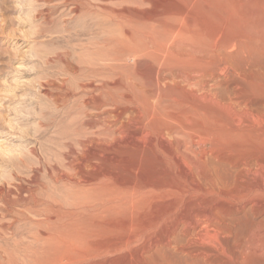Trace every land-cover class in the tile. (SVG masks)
I'll list each match as a JSON object with an SVG mask.
<instances>
[{"label":"rangeland","instance_id":"374dc122","mask_svg":"<svg viewBox=\"0 0 264 264\" xmlns=\"http://www.w3.org/2000/svg\"><path fill=\"white\" fill-rule=\"evenodd\" d=\"M210 1L0 0V188L4 186L6 190L14 192L11 193V198L17 196L14 188L20 183L23 187L22 191H25L23 194L28 193L27 191H33L35 193L32 192L34 196L39 197V199L46 197L47 200L51 199L52 204L57 207L59 205L62 208L67 207L66 200H63L61 193L63 189L60 188V184L50 183L49 173L52 171V166L56 165L62 170V164L65 163L63 155L67 152L65 143H68V141L66 138H70L71 126L80 119L82 120L76 114V110L82 98L87 95L86 89L78 88V85L86 84L88 79L92 80L94 85H100L103 81H108L106 77L109 75V80L120 81L124 86L121 90L122 93L125 92V95L130 96L135 95L136 98H139V101H145L147 98L140 97L141 94H144L141 92L143 91L141 88L149 86L150 88L159 89V93L162 92L160 94L162 105L166 106L171 112L176 110L173 113L180 117L179 123L186 120L184 123L187 127L194 128V130L201 129L202 132L201 130L200 132L205 138L204 145L202 144L204 147L201 145L195 149L196 151H190V154H193L190 157V161L187 159L189 163L184 160L188 166L182 163V159H174L169 165V169L166 166L167 172L160 171L162 169L158 165L159 172L154 175L149 173V169H146L149 168L147 165L142 164L144 167L141 166L142 169L138 172L139 174L137 173L138 176L129 175L130 168L132 165L135 168L133 162L136 161L129 154H127L128 156L125 155L122 158L123 162H121L122 160L119 161L118 165L109 164L106 166L107 169L110 168L109 170L114 172L113 174L111 173L112 177H116L114 179L111 178L110 183L106 186L107 193H116L115 189L118 190L120 188L125 190L127 188L126 185L130 182L129 180L137 181L140 185L146 184V181L147 183L155 182L152 194L148 193L145 195L146 198H143L144 201L141 206H139L141 200L131 204V202L125 201L122 196H119L110 198V202L102 207L101 211H98L100 203L105 198L103 195L107 193H78L76 199L70 198L71 201L75 200V204L79 207L95 204L93 210H97L90 213V215L83 213L84 217L82 219L79 216L76 221L77 225L70 233L73 247L67 250V256L70 255L72 258V264H264V249L256 250L260 242H256L257 244L254 245L256 247H254L255 252L252 250L253 254H250L246 259H242L240 254H238L240 253L238 243H235L232 236L227 237L225 234L223 236L213 233L216 236L214 237L212 233H209L211 235L206 234L205 236L208 237L205 239H203L204 236L189 244L184 240L183 242L177 241V244L176 241V243L171 242L172 239L169 242L167 240L164 242L165 234L162 236L166 230L172 228L174 222L172 221L171 223L170 220L169 222L161 223V218H163L161 214H165L168 211L167 216L173 217V214L181 211L185 213L189 205L191 206L189 207L191 208L190 212H193V210L197 211V209L208 210V208L218 206L221 203V197L216 199L218 193H238L240 190L239 193H243L244 189V191H248L250 184L255 179V181L258 180L261 183V178H258L260 176L255 174L252 168H249L250 171L252 170L249 173H254L253 175L247 176L249 173L244 171L247 169L245 164H250L251 161L253 162L254 157L263 155L257 151L259 147L244 146V144L239 146L237 139L233 140L227 136V131L231 128L218 122L228 119L229 123L230 121L231 123L236 121V125L234 123L230 124L233 128L235 126V129L237 128L241 131L242 123L240 126V124L237 125V122L243 116L245 118L242 121L243 125L247 124L245 122L248 120V122L252 123V130H258L257 123L254 124L249 114L232 113L229 107L223 108L225 103H222L220 99L224 98L223 95L226 92L234 93L240 100L252 104L254 110L258 106L259 110L264 113V50L258 53L254 52L255 55L251 52L253 56L251 53L237 51L236 47H229L225 53L221 52L222 54H219L216 59L208 60V63L204 62L203 55H206L205 50L211 47V43L215 42L216 46H224V42L228 37H234V40L252 39V42L257 43L264 41V36L261 33H254V35H258L261 40L259 41L257 36L254 39L253 34L232 33L226 26L228 22L227 15L220 10L228 7L231 0H215V4L218 7L214 4V0ZM262 7L253 8L264 14V3ZM74 8H77V10L74 11ZM258 8L260 9L258 10ZM253 18L255 20L257 18L264 19V15L263 17L260 15ZM252 19L248 20L247 25L255 30L256 23H259L260 19L256 23ZM220 43L221 45H219ZM149 44L151 45L149 46ZM160 44L162 49H160ZM150 47H153L154 50ZM182 48L183 50L186 49L188 53L186 50L185 52L182 51ZM142 49H145V53H143ZM192 49L199 50L194 52ZM200 49L203 50L201 51ZM156 50L157 55L166 56L171 60L166 57L161 59L163 58L162 56L158 58L154 54ZM177 51L179 52L178 54L176 53ZM161 52H164V55ZM238 52L246 57L239 55ZM181 53L186 54V58ZM197 54L202 56L203 60L197 61ZM256 55L259 56L257 57ZM114 56H120L121 61L118 63L122 66L121 71H125L123 72L124 74L116 69L115 65L117 62L113 61ZM104 59L107 60L105 61ZM183 61L185 62L183 63ZM254 61L257 62L253 63ZM106 65H110L114 71L116 69L118 71L114 72L116 75L111 73L113 72L111 71L112 69L110 70ZM192 65L194 66L192 67ZM170 67L174 68L173 72H176V70L178 72L179 69L185 68L187 70L185 71L184 69V72L187 73V80L182 77L178 78L179 75L175 74L171 78L172 81L169 79L159 81L160 86L159 84L156 85V82L152 83V73L159 71L160 74L155 73L161 77L165 75L163 74L165 71H172V68L169 69ZM190 67H192V70H188ZM89 69H94L95 71V75H91V78H87L90 74L87 71ZM197 70L207 76L206 78L204 75L203 80L209 81V79L213 78L209 81L211 90H209V87L201 90V87L196 85L195 80L192 82L188 80H193V77L190 78L188 76L190 74L191 76H197ZM242 70L247 73L243 74ZM105 75L107 76L105 77ZM211 76L213 77L211 78ZM150 79L151 84H148L147 81H150ZM214 86L216 89L213 90ZM129 89H133L134 93L131 90L129 91ZM206 89L207 91L209 90L208 93L205 91ZM196 90L198 91L196 92ZM68 92L70 93L68 94ZM127 92L130 93L128 94ZM201 92L203 93L200 94ZM147 94L150 95L149 92ZM211 95L214 97H210ZM201 96L205 97L204 100ZM199 97L202 98V103ZM136 98L132 99L133 102L137 100ZM216 100L218 102L215 103ZM101 110H103V107L97 112ZM89 111L92 114L96 112L95 110ZM187 114L188 116L185 118ZM219 114L222 116H218ZM172 137L178 138L177 136H171V140H173ZM243 147L244 150L246 148V152ZM249 147H253V150L256 148L255 152L257 153ZM200 149H202V152H199ZM236 154H240L241 157ZM201 155L204 158H201ZM243 156L245 161L249 160L250 162L246 161V163L243 160ZM195 160L196 162H194ZM240 162H243L244 165ZM198 166L199 171L197 170ZM36 169L40 172L35 171ZM49 169L51 170L50 172H48ZM104 170L106 168H103ZM238 170H241V172H238ZM197 172L202 173L201 177L198 176L199 173ZM33 176H37V182L34 181ZM249 179H252V181ZM44 183L45 187L49 189L47 191L48 196L41 192V186H44ZM196 187L198 188L195 189ZM37 191L40 193H37ZM153 193L155 194L153 195ZM150 194L151 196H149ZM49 196L51 197L50 199ZM87 199L89 200L87 201ZM207 199H211V202ZM3 204L0 201V215L4 214L1 213V208L4 207ZM13 208V210L9 209L10 212L5 217V214L0 217L1 226H5L4 224L7 220L10 222L14 217L13 213H17V211L22 209L16 206ZM240 216L234 217L238 218ZM30 218L40 222L42 217ZM156 219L157 221H155ZM168 223L171 226L170 229L169 225H166ZM152 224L155 226L152 227ZM40 229L48 230V227L41 226L38 228L36 223L26 226L21 225L15 231V235H12L10 230L7 232L0 230V237L2 236L0 238V250L5 248L4 250L10 253L9 248L12 249L10 254L14 258L18 259L19 257L21 261L22 259L25 260L26 264L30 260L27 256H31V254H27L28 252L25 254L24 251L33 249L36 242L34 238ZM160 229L164 230L162 234ZM209 236H211V239ZM190 244L192 245L190 246ZM146 245L147 247H145ZM224 245L227 249H225ZM13 249H17L15 253H13ZM183 250H185V253ZM191 251H194V255H192ZM224 251L225 253H223ZM252 255L254 257H251ZM43 258L45 262L47 259L49 260L46 264H57L49 253ZM239 258L241 260H238Z\"/></svg>","mask_w":264,"mask_h":264},{"label":"bare ground","instance_id":"6f19581e","mask_svg":"<svg viewBox=\"0 0 264 264\" xmlns=\"http://www.w3.org/2000/svg\"><path fill=\"white\" fill-rule=\"evenodd\" d=\"M263 3H264V0H231L230 3L228 4V7L220 9L227 15L228 22H227L226 26H227L228 30L232 31V33L233 32L234 33L239 32V33H243L244 35L245 34H253L254 35V33H257V34L261 33L264 36V19L257 18L258 21L260 19L259 23L257 22L258 23L257 24L256 23L257 20H255L253 18L255 16L259 17L260 15H261V17H263L264 14H261L259 11L254 9L257 6H259L261 8L263 6ZM209 4L211 5V3H209ZM214 4H215V0H214ZM250 4H251V6H250ZM210 5H208V6H210ZM216 6L218 7V5H216ZM249 7H251V8H249ZM260 8H258V10ZM76 10H77V8H74V11H76ZM217 17H218V15H217ZM249 19L250 20L252 19V21L254 20V22L256 23L255 30H258V31L253 30L251 28V26L247 25V22ZM253 35H251V36H253ZM256 36H257L258 40L261 41L259 39L258 35H254L253 36L254 39H256L255 38ZM251 40L252 39H250V40H243V39L234 40V37H231V38L228 37L224 42V46H222L221 43L219 44L221 46H216L217 44H215V42H213L214 43V45H213V43H211L209 41L211 43L210 44L211 47L207 48V50H205L207 53L204 51L206 54V55H203L204 62L208 63V60L211 61L212 59H216L219 56V54H222L221 52L225 53L226 49L229 47H236L238 49L237 51H239V52H244V53H251L252 52L254 55H255L254 52L258 53L259 51L264 50V41L254 43ZM206 43H208V42H206ZM178 44H179V42H178ZM178 44H176V45H178ZM150 45L151 44H149V46ZM163 46H165V45H163ZM145 49H142L143 53H145L144 52ZM160 49H162L161 44H160ZM152 50H154V48ZM185 50H183V48H182V51L185 52ZM192 50L194 52H197L196 50H199V49H195V50L192 49ZM192 50H191V52H192ZM200 50L202 51L203 49H200ZM233 50H234V48H233ZM160 51H162V50H160ZM179 52H180V48H179ZM179 52L177 51L176 53L178 54ZM239 52H238V54H239ZM161 53H163V55H164V52H161ZM187 53H188V51H187ZM112 54H113V52H112ZM154 54L158 58L162 56V55L161 56L157 55V50L154 52ZM181 54H179V55H181ZM182 55H183V57L186 58V54H182ZM200 55H202V54L200 53ZM241 55H243V54H241ZM256 56L258 57L259 55H256ZM162 57L163 58H161V59H165L166 56L165 57L162 56ZM168 57H169V54H168ZM243 57H246V56L243 55ZM249 57H250V55H249ZM221 58H222V56H221ZM111 59H113V58L111 57ZM167 59H169V58H167ZM203 59H202V56H199V55L196 57L197 61L203 60ZM169 60H171V59H169ZM183 60H185V59H183ZM257 60H258V58H257ZM113 61H115V63L117 62L115 67L120 72L121 68H122V66L119 64L121 61L120 56L119 57L114 56ZM184 62L185 61H183V63ZM193 62H195V61H193ZM255 62H257V61H254L253 63H255ZM167 63H170V62H167ZM165 65H163V66H165ZM106 66H108V68H110V70L112 69L110 67V65H106ZM161 66H162V64H161ZM193 66L194 65H192V67ZM192 67L188 68V70L189 69L192 70L191 69ZM166 68H168V67H166ZM171 68H172V71L171 70L170 71L164 70L165 72L163 74H165L164 76L166 78L162 75V73H161L162 76L160 77L159 71H155L159 74H157L155 72L152 73V76H151L152 83L156 82V85H157L160 83L159 81L167 80V79L171 80V78L173 76H175V74L179 75L178 78L182 77L183 79L186 78V80H187V77H186L187 73L184 72L185 68L182 70L179 69L178 72H177V70H176V72H173L174 68L170 67L169 69H171ZM116 69H115V71L112 69L111 71H113V72H111V73L118 72ZM193 70H195V69L193 68ZM87 71L90 74L88 75V77L87 76H85V77L91 78V75L92 76L95 75L94 69H91V70L89 69ZM161 71L163 72L162 69H161ZM185 71H187V70L185 69ZM123 72H125V71L123 70ZM245 72L243 71V74ZM195 73H196V71H195ZM114 74L116 75V73H114ZM150 74H149V76H150ZM188 74H190V73H188ZM196 75L197 76H195V75L191 76V74L188 75V76H190V78L193 77V80L192 79H188V80H191V82L195 80L196 85L200 86L201 90H204L207 87H209V90L212 89L209 81L213 79L212 78L213 76H211L212 79H209V81H205L203 79L206 75L203 74V72L201 73L200 70H197ZM106 76L107 75H105V77ZM108 76L106 77L107 78L106 80H108V81H103L102 83H100V85H97V84L94 85V82H92V80H90V79H88V82L86 84L78 85V88H83V89H86V91H87L86 92L87 95L82 98V101L77 105L78 108L76 110V114L78 116H80L82 118V120L80 119L74 125L71 126V130L69 132L70 138H66V140L68 141V143H65V146H67L66 147L67 152L63 155L64 159L62 158L65 161V163L62 164V170L59 169L60 167H58L56 165L52 166V168H51L52 171L50 169L48 170V172L51 171L49 173L50 183L60 184V188L63 189V191H61V190L60 191L62 193L63 200L64 199L66 200V206L67 207L62 208L60 205H59V207L55 206L54 204H52L53 202H51L50 196H49L50 200H47L46 197L42 198V199H39V197H35L34 196L35 193L33 191L32 192L34 194L31 191H27L28 193L23 194V193H25V191H22L23 187H22V184H20V183H18L17 184L18 186H16V188H14L15 193H17V196L14 195L15 198H11V193H14V192L6 190L4 186L0 188V201H2L4 203L3 204L4 207L1 208L2 209L1 213L5 214V215L1 214L0 217H2L3 215L5 217L6 214H8L10 212L9 209L13 210L14 206L22 208L19 211H17V213H13L14 217L10 222L8 220L6 221V223L7 222H9V223L6 224L4 221L5 226L0 225V228H1L0 230L5 231V232L10 230L12 235H15V231L18 228H20L21 225L26 226L28 224L36 223L38 228H40L41 226L48 227V230H43V229L38 230V232L34 238L36 242L34 244L33 249L32 250L27 249L24 251L25 254H26V252H28L27 254H29V255L31 254V256H27L28 258H30V260L27 261L26 264H46V262L49 260L47 259V261L45 262L43 257L45 255H47L48 253L50 254V256H52L54 258V261H56L57 264H58V262H59V264H72V258L70 257V255L67 256L68 255L67 250H69V248L73 247V243L70 240V237H71L70 233L74 230L75 226L77 225L76 221L78 220L79 216H80V219H82L84 217L83 213L90 215V213L96 212L97 210H93L95 208V204H92L91 206L79 207L77 204H75V200L71 201L70 198L76 199V196L78 193H91V192L107 193L106 186L108 185V183H110L111 178L114 179L116 177L115 176L112 177L113 176L112 174L114 172L110 171L109 170L110 168L107 169L106 166H108L109 164H114V165L117 164L118 165V162L121 161L125 155L129 154L130 157H132L134 160H136L135 161L136 163L133 162V164H135V166H134L135 168L132 167L133 165L131 166L130 169L132 171L131 170L129 171V175L132 174L135 177H136V175L138 176V174H139L138 172L142 169L141 168L142 164L147 165V167H149V168H146V169L150 170L149 173H152L155 175L159 172V166L162 169L160 171L167 172L166 166L168 168L174 159H182L183 160L182 163L186 166L187 163H189V161L191 160L190 157L193 154V153L190 154V151L195 150L197 147L201 146L204 142L205 138H204V135L201 134V132H202L201 129H200L201 130V132H200L199 129L194 130V128L187 127L184 123L186 120H184V122L179 123L178 121L180 120V117H178V116H176V114H174L176 112V110H175V112L174 111L171 112V111H169V109L166 108V106L162 105V103H161L162 98L160 95L162 92L159 93V91H160L159 89H157V88L154 89V88H150L149 86L148 87L144 86L145 88H141V89H143V91H141V92H143L144 94H141L140 97L141 98L147 97V98L145 101L144 100L139 101V98L138 97L136 98L135 95L130 96V95H125L124 94L125 92L122 93L121 90L124 88V86L120 83V81L115 82L114 80H109ZM138 77H140V76H138ZM162 77H163V79L160 80V78H162ZM206 78H207V76H206ZM151 79H150V81H147L148 84H151ZM104 80H105V78H104ZM110 81H112V82H110ZM113 81H114V83H113ZM63 82H65V81H63ZM185 83L187 84L186 81H185ZM188 83H189V81H188ZM193 83H195V82H193ZM135 86H136V84H135ZM159 86H160V84H159ZM236 86H238V85H236ZM233 87H234V85H233ZM136 88H137V86H136ZM158 88H160V87H158ZM161 89H163V88H161ZM191 89H192V86H191ZM214 89H216L215 86H214L213 90ZM130 90L133 91V89H129V91ZM219 90H221V89L219 88ZM197 91L198 90H196V92ZM199 91H200V89H199ZM205 91H207V89ZM208 91H207V93H208ZM224 91H225V89H224ZM147 92H149L150 95L147 94ZM69 93L70 92H68V94ZM95 93H97V94H95ZM133 93H134V91H133ZM202 93L203 92H201L200 94H202ZM237 93H238V91H237ZM206 95H205V97H206ZM183 96H185V95H183ZM194 97H196V96H194ZM210 97H214V96L211 95ZM223 97L224 98L220 99V100H222V103L223 102L225 103L224 104L225 106H223V108L229 107L232 110V111L230 110L232 113H236V114H240V115H248L249 114L252 117L251 119L254 122V124L257 123V127H258L257 129L258 130H252V128H253L252 123H250V122H248V120H246L245 123H247V124L243 125L242 121L245 120V118H243V116H241L242 119L238 120L237 125L240 124V126H241V123H242L243 127L241 126L242 129H241V131H239L237 128L235 129L234 125H233L234 128L231 126V124H233V123L236 125V123H235L236 121L235 122L232 121V123L230 121L231 124L229 123V119L224 120V121L221 120L220 122H218V123H221L224 125L226 124L227 126H229L231 128V129L229 128L230 130L227 131L228 134L227 133H225V134H227V136L230 139H233V140L237 139V144H239V146L241 144L242 145L244 144V146L245 145H251L254 147H259V150H257V151L259 153H262L263 155L254 157L253 162L246 160V161L250 162V164H245V167H247V169H245V170L243 169V170L247 171L249 173V171H250L249 168H252L255 171V174H258L260 176L258 178H261V183H259L258 180L255 181L256 179L255 180L253 179L255 183L253 182L254 184L253 183L250 184L249 188L246 186V188H248V191H244L245 190L244 189L243 193H239L241 190L240 191L238 190L239 191L238 193H218V195L216 196V199L217 198L219 199L221 197V199H220L221 203L219 204V202L217 200L219 205L217 204L218 206H215V207L213 206L210 209L208 208V210L207 209H204V210L203 209L202 210L197 209V211H194L192 209L193 212H190L191 208H189V207H191V206L189 205L187 207V209L188 208L189 209H188V211L186 209L185 213L183 211H181L182 213L180 212V213L172 215L171 214L172 212L170 211V214L173 217H168L167 216L168 211H167V212H165V214L164 213L161 214L163 217V218L160 217L161 223L162 222H169L171 220V223L173 221L174 225L171 228L170 224L168 223L166 225H169V229L170 228L171 229L166 230L165 232H164V230L160 229V231H161V234H162V231L164 232L162 234V236L165 234V236H164L165 239L163 238L164 242L166 240L169 242L172 239L174 241L171 240V242H175V241L177 242L179 240L183 242V240H184L188 244L193 242V241H196L197 239L199 240V239L203 238L206 234H209V233H212V234L214 233L215 235L221 234L223 236L226 235L227 237L232 236L233 240H235V243L236 244L238 243L237 244L238 250L240 251V253H238V254H240L242 259H244V258L246 259V257H248L250 254H253L252 252L254 251V247H256V246H254L257 244L256 242H260V244L257 245L256 250L257 249H259V250L264 249V113L259 110L258 106H257L256 110H254V107L252 104H250L249 102H245V101L240 100L239 97L235 96L234 93L231 94L229 92H226L223 95ZM134 98H136L138 100V102H137V100H135L136 102L135 101L133 102L132 99H134ZM202 98H200L201 103H202V101H201ZM204 98H203V100H204ZM215 99H216V96H215ZM211 101H212V99H211ZM213 101H214V99H213ZM163 102H165V101H163ZM216 102H218V101L216 100L215 103ZM166 103H168V102H166ZM219 103H221V102H219ZM102 107H103V110H101L100 112H97ZM89 110H95L96 112H94L92 114ZM185 113H187V111H185ZM188 114L186 115L185 118H187ZM220 115L221 114H219L218 116H220ZM195 116H197V115H195ZM181 117H183V115H181ZM225 119H226V117H225ZM171 136H177L178 138L172 137L173 140H171L170 139ZM203 145H202V147H204ZM249 148L252 149L253 147H249ZM253 149H252V151L255 152L256 148H255V150H253ZM201 150L202 149H200L199 152ZM243 150H244V147H243ZM249 150H248V152H249ZM197 151H198V149H197ZM244 151L246 152V148ZM203 153H205V152H203ZM255 153H257V152H255ZM250 155H252V154H250ZM202 156L203 155H201V158H204ZM237 156L241 157L240 154ZM201 158H199V159H201ZM187 159H189L188 162H187ZM243 160H244V156H243ZM121 162H123V160ZM194 162H196V160ZM243 162H240V163H243ZM192 163H191V165H192ZM121 164H123V163H121ZM199 164H202V163H199ZM234 164H235V162H234ZM237 164H236V168H237ZM243 165H244V163H243ZM97 167H98L99 171H98ZM129 167H130V164H129ZM142 167H144V166H142ZM171 167H173V166H171ZM103 168H106V170L103 171ZM111 168L113 169V167H111ZM197 168H198L197 170L199 171V166ZM37 169L35 171H37ZM100 171H102V172H100ZM37 172H40V171H37ZM200 172H202V171H200ZM200 172H197V173H199L198 176H200L202 174V173L200 174ZM238 172H241V170L240 171L238 170ZM248 173H246V174H248ZM251 174L249 173L247 176H249ZM118 175H119V173H118ZM181 175H182V173H181ZM240 176H241V174H240ZM33 177H34V181L37 182V179H38L37 176H33ZM132 179H133V177H132ZM249 180L252 181V179H249ZM129 181H130L129 183L127 182L128 184L126 185L127 188L125 190H122V188H120L118 190L115 189V192L120 193V194L109 192L106 195H103L105 198L100 203V205L98 207V211H101L100 209L102 207H104L108 202H110L109 201L110 198H116L119 196H122L125 201L131 202V204L135 203V202L137 203V201L141 200L139 202V206H141L143 201H144L143 198L144 197L146 198L145 195H147L148 193L152 194V190L155 186L154 185L155 182L154 183L153 182L147 183V181H146V184L140 185V183H137L136 180H135L136 182H134V180L133 181L129 180ZM240 182H241V180H240ZM143 183H145V182H143ZM45 186H46L45 183H44V186H41V188H42L41 192L45 193V195L48 196L47 191H49V189ZM165 187H167V186H165ZM169 188H171V187H169ZM197 188L198 187H196L195 189H197ZM10 190H12V189H10ZM56 191H57V189H56ZM245 192H247V193H245ZM37 193H40V192L37 191ZM151 194L149 196H151ZM154 194L155 193H153V195ZM88 200L89 199H87V201ZM207 200L209 202H211L210 201L211 199L210 200L207 199ZM213 200H214V198H213ZM213 200H212V202H213ZM171 204H172V202H171ZM193 205H195V204H193ZM237 215H241V216L238 218L237 217L235 218L234 216H237ZM30 217H32V218L33 217H35V218L36 217H39V218L42 217V218L40 219L41 221L38 219L40 222H36L37 221L36 219L33 220ZM151 218L154 219L153 217H151ZM155 221H157V219ZM136 224L139 225L140 221H139V224L138 223H136ZM6 225H7V227H6ZM153 226H155V225L152 224V227ZM214 234L212 236H214ZM209 235H211V234H209ZM206 237H208V236H205L203 239H205ZM209 237L211 239V236H209ZM214 237H216V236H214ZM214 237H213V239H215ZM3 238H4V236H3ZM207 239H209V238H207ZM139 241H141V240H139ZM162 242H163V240H162ZM214 243H216V242H214ZM177 244H178V242H177ZM116 245H115V247L118 248V246H116ZM147 245L145 247H147ZM185 245H184V248H185ZM191 245L192 244H190V246ZM231 245H234V244H231ZM216 247H218V246H216ZM210 248H212V247H210ZM223 248H221V249H223ZM4 249L0 250V264H25V260L22 259V261H21V260H19L18 256H17L18 257V259H17V258H14V256L12 254H10L12 252V249L9 248V251H11L10 253ZM17 249H15V250H17ZM225 249H227L226 246H225ZM15 250L13 253L16 252ZM76 250L79 251L78 249H76ZM189 250H190V248H189ZM259 250H257V251H259ZM183 251L185 253V250H183ZM191 252H192V255H194V251H191ZM223 253H225V251ZM263 253H264V251H263ZM23 257H24V255H23ZM251 257H254V256L252 255ZM209 258H210V256H209ZM260 258H261V256H260ZM238 260H241V259L239 258ZM187 261H185V262H187ZM258 262H259V260H258ZM191 264H193V263H191Z\"/></svg>","mask_w":264,"mask_h":264}]
</instances>
